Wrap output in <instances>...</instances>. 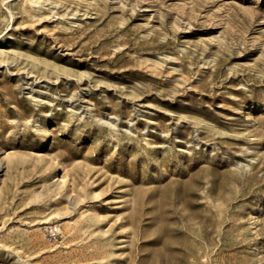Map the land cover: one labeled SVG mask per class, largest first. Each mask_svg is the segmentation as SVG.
Instances as JSON below:
<instances>
[{
	"label": "rangeland",
	"instance_id": "obj_1",
	"mask_svg": "<svg viewBox=\"0 0 264 264\" xmlns=\"http://www.w3.org/2000/svg\"><path fill=\"white\" fill-rule=\"evenodd\" d=\"M0 264H264V0H0Z\"/></svg>",
	"mask_w": 264,
	"mask_h": 264
}]
</instances>
